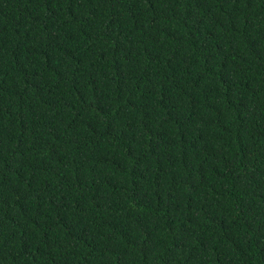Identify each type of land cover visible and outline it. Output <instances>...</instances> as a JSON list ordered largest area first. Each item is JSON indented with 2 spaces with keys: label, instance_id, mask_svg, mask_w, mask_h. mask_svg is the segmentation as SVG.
I'll use <instances>...</instances> for the list:
<instances>
[{
  "label": "trees",
  "instance_id": "obj_1",
  "mask_svg": "<svg viewBox=\"0 0 264 264\" xmlns=\"http://www.w3.org/2000/svg\"><path fill=\"white\" fill-rule=\"evenodd\" d=\"M0 264H264V0H0Z\"/></svg>",
  "mask_w": 264,
  "mask_h": 264
}]
</instances>
